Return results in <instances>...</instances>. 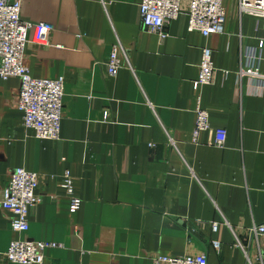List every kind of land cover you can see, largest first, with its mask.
Returning a JSON list of instances; mask_svg holds the SVG:
<instances>
[{"label": "crops", "instance_id": "1", "mask_svg": "<svg viewBox=\"0 0 264 264\" xmlns=\"http://www.w3.org/2000/svg\"><path fill=\"white\" fill-rule=\"evenodd\" d=\"M139 2L22 0V19L54 25L47 43L25 45L23 62L36 77L62 74L64 94L59 137H38L15 104L20 77L0 79V193L23 166L38 173L41 195L19 232L0 203V264H28L4 254L19 237L61 243L45 248L41 264H154L153 254L201 252L208 264H247L232 229L245 241L246 228L264 221V87L236 70L241 49L261 35L258 16L225 0L221 32L188 30L180 13L159 40L143 29ZM115 42L123 63L111 75ZM205 45L216 71L195 85ZM258 64L264 73V44ZM198 95L211 129L226 131L222 146L211 129L191 141ZM67 167L77 209L60 185Z\"/></svg>", "mask_w": 264, "mask_h": 264}, {"label": "built area", "instance_id": "2", "mask_svg": "<svg viewBox=\"0 0 264 264\" xmlns=\"http://www.w3.org/2000/svg\"><path fill=\"white\" fill-rule=\"evenodd\" d=\"M225 0H140L138 13L143 29L158 35L162 40L168 35L166 25L178 18L180 13L187 17L188 30H199L205 36L212 32L223 30ZM240 13L251 12L258 16V28L261 35L256 45H247L239 54V67L236 77L248 76L252 85L259 90L264 87V73L260 71L259 59L264 44V0H235ZM22 0H0V79L8 76H19L20 90L15 98V104L22 110V120L25 128L38 137H59L62 97L64 94V76L36 77L23 62V49L32 41L47 43L48 34L54 27L48 20L28 21L21 18ZM32 34L29 36V31ZM119 43H113L106 68L109 74L114 75L122 65V58L118 55ZM201 57L198 63L199 70L194 80L195 85L212 83L216 66L212 60V50L208 46L201 47ZM224 75L228 70H222ZM194 109L196 118L192 128L191 141L198 143L201 130L211 129L210 115L201 106L199 95ZM212 144L222 146L226 139L223 127H214ZM171 142H174L170 138ZM38 173L17 166L11 173L7 183L2 187L0 203L12 213L11 228L22 231L28 228L27 214L41 200L37 191ZM60 185L65 190L70 201V208L77 209L80 199L75 191L73 176L70 168H65L61 174ZM218 222L211 223V229H217ZM235 236L233 245L239 246L245 256L247 264H264V221L253 223L246 228V239L242 240L238 233L232 229ZM256 245L254 258L249 255L250 242ZM215 248H219V241L213 240ZM264 245V243H263ZM61 246L55 240L31 239L19 237L12 239L5 249V256L14 262L28 264H41L45 258V248ZM151 260L154 264H208L206 254L184 253L183 255L153 254Z\"/></svg>", "mask_w": 264, "mask_h": 264}]
</instances>
